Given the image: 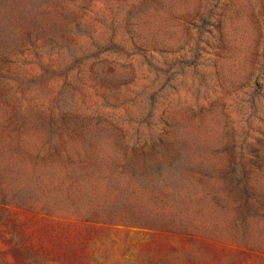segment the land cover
I'll return each mask as SVG.
<instances>
[{"label": "rangeland", "instance_id": "obj_1", "mask_svg": "<svg viewBox=\"0 0 264 264\" xmlns=\"http://www.w3.org/2000/svg\"><path fill=\"white\" fill-rule=\"evenodd\" d=\"M0 264H264V0H0Z\"/></svg>", "mask_w": 264, "mask_h": 264}, {"label": "trees", "instance_id": "obj_2", "mask_svg": "<svg viewBox=\"0 0 264 264\" xmlns=\"http://www.w3.org/2000/svg\"><path fill=\"white\" fill-rule=\"evenodd\" d=\"M44 2H45V6H46L47 0H44ZM42 12L45 16L48 15V13H49V11L47 10V7H45Z\"/></svg>", "mask_w": 264, "mask_h": 264}]
</instances>
